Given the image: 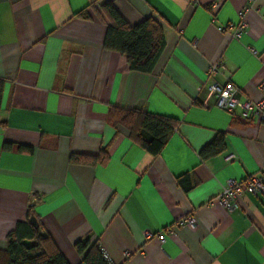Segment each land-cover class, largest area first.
I'll return each instance as SVG.
<instances>
[{"label":"crops","instance_id":"0c3cea01","mask_svg":"<svg viewBox=\"0 0 264 264\" xmlns=\"http://www.w3.org/2000/svg\"><path fill=\"white\" fill-rule=\"evenodd\" d=\"M104 2L130 25L162 26L153 74L104 48L98 10L76 16ZM241 14V37L218 31ZM216 62L225 67L219 85H235L241 101L261 99L264 0H0V251L31 209L69 264H84L75 243L86 239L114 264H264V195L244 194L231 215L213 201L227 181L264 167V122L220 109L207 89ZM112 107L177 129L153 156L109 123ZM218 134L224 150L202 158ZM102 150L106 165L70 160ZM190 216L195 228L177 226Z\"/></svg>","mask_w":264,"mask_h":264},{"label":"trees","instance_id":"16d2710c","mask_svg":"<svg viewBox=\"0 0 264 264\" xmlns=\"http://www.w3.org/2000/svg\"><path fill=\"white\" fill-rule=\"evenodd\" d=\"M89 8L98 10L106 19L104 48L124 56L131 71L153 74L166 46L165 33L158 21L149 18L137 25H130L110 2L97 6L90 5L76 16L88 20L89 10H92ZM108 121L114 127L121 126L128 130L132 138L153 156L161 154L177 129V123L172 119L115 107L109 110ZM224 141L225 134L216 135L202 150V158L208 159L220 154L225 148ZM9 146L6 144L4 147ZM19 149L33 151L25 147ZM70 160L88 166L106 165L109 155L106 150H102L98 156L72 155ZM183 180L188 182V176ZM179 182L181 183L182 179H179ZM33 216L34 212L30 209L27 213V222L19 223L8 235L7 248L0 251V264H69L53 239L42 232L40 225L35 228L30 224L29 220ZM24 240L31 242L30 248L23 245ZM98 245V242L92 244L89 239L75 243V249L84 264H106Z\"/></svg>","mask_w":264,"mask_h":264},{"label":"built area","instance_id":"2783aa9c","mask_svg":"<svg viewBox=\"0 0 264 264\" xmlns=\"http://www.w3.org/2000/svg\"><path fill=\"white\" fill-rule=\"evenodd\" d=\"M217 6L218 5H214L213 9H216ZM247 28L248 22L243 14H241V21L239 23H229L217 27L219 32L230 33L236 38L241 37L242 34L246 32ZM224 70V64L222 62H216L209 67L207 73L208 77L212 79L207 89L215 95L216 105L229 114L239 113L243 119L249 120L256 118L260 122H264V80L259 85V91L262 96L258 102L249 100L241 101L237 97L238 89L235 85L228 83L222 86L215 81L216 76ZM246 193L254 196L264 195V167H262L259 172L249 175L241 181H227L222 193L213 201L219 203L224 211L231 215L236 210L238 199ZM213 201H211V205ZM176 224L177 226L195 228L197 226V221L194 216H190L178 221ZM154 236L155 235L149 231L145 233L146 239H153ZM157 238L162 243L166 240L163 232L159 233ZM98 247L101 250L106 264H114L107 252L100 245H98Z\"/></svg>","mask_w":264,"mask_h":264},{"label":"water","instance_id":"95a60500","mask_svg":"<svg viewBox=\"0 0 264 264\" xmlns=\"http://www.w3.org/2000/svg\"><path fill=\"white\" fill-rule=\"evenodd\" d=\"M30 224L35 227V228H38L39 227V224L37 222V219L35 216L31 217L30 220H29ZM23 245H25L27 248H30V245H31V242L29 240H24L23 241Z\"/></svg>","mask_w":264,"mask_h":264}]
</instances>
